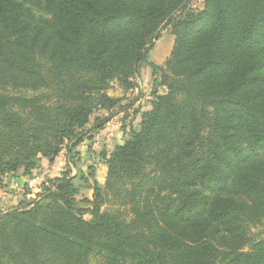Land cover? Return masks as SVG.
<instances>
[{"label":"trees","instance_id":"16d2710c","mask_svg":"<svg viewBox=\"0 0 264 264\" xmlns=\"http://www.w3.org/2000/svg\"><path fill=\"white\" fill-rule=\"evenodd\" d=\"M189 2L0 0V176L62 148L76 168L109 120L91 115L115 109L111 84L133 89L142 65L166 87L102 186L70 166L0 210V264H264V0ZM166 27L159 66L149 49Z\"/></svg>","mask_w":264,"mask_h":264},{"label":"rangeland","instance_id":"374dc122","mask_svg":"<svg viewBox=\"0 0 264 264\" xmlns=\"http://www.w3.org/2000/svg\"><path fill=\"white\" fill-rule=\"evenodd\" d=\"M202 1L190 0L188 7L196 11L201 8ZM173 42L174 35L170 28L166 27L160 30L158 37L149 49V61L162 66L171 52ZM134 81L136 86L126 91L120 89L115 82L111 84L110 89L107 91L108 94L121 97L122 100L113 110L97 109L91 115L88 127L92 125L96 116H109V120L100 129L102 132L100 130L91 132L77 146V154L74 155L76 168L72 166L71 161L67 160V152L65 148H62L52 161L41 155L37 156L34 160L35 166L28 175H25L23 169L20 168L15 172H7L0 176V210L16 207L21 202L34 199L43 192L42 187L48 184L51 176L60 177L68 171L70 166H72L71 176L80 171L86 176L91 175L88 177L91 184L95 181L94 179H99L101 180L100 186H102L107 172L105 163L114 148L119 143L124 142L131 128L136 127L140 121L141 113L150 109V101L153 98L152 93L155 91L162 94L166 91V87L160 83V74L154 72V69L147 64L142 65L139 75L135 77ZM99 162L105 167H102V172L98 171ZM103 168L105 172H103ZM97 182L99 183L98 180ZM91 196L92 189L90 188L81 189L78 195L79 198H91ZM84 218L88 219L89 215H84ZM263 230L264 226L253 227L252 233L259 235ZM93 264L99 263L95 262Z\"/></svg>","mask_w":264,"mask_h":264},{"label":"crops","instance_id":"0c3cea01","mask_svg":"<svg viewBox=\"0 0 264 264\" xmlns=\"http://www.w3.org/2000/svg\"><path fill=\"white\" fill-rule=\"evenodd\" d=\"M100 132H102V130H100ZM100 132H99V133H100ZM99 133H98V134H99ZM119 144H120V143H119ZM98 165H99V167H98V171H101V172H102V167H104V165H102V163H100V162L98 163ZM104 168H105V167H104ZM104 168H103V172H105V169H104ZM56 175H57V174H56ZM56 175H54V176H56ZM19 177H21V176H19ZM24 177H25V176H24ZM51 178H55V177H52V176H51L50 179H51ZM97 180L99 181V184H100L101 180H99V179H97Z\"/></svg>","mask_w":264,"mask_h":264}]
</instances>
